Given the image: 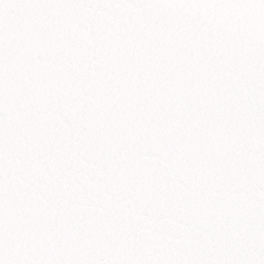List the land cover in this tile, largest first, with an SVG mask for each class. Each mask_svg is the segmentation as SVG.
<instances>
[{
    "label": "snow or ice",
    "instance_id": "1",
    "mask_svg": "<svg viewBox=\"0 0 264 264\" xmlns=\"http://www.w3.org/2000/svg\"><path fill=\"white\" fill-rule=\"evenodd\" d=\"M0 264H264V0H0Z\"/></svg>",
    "mask_w": 264,
    "mask_h": 264
}]
</instances>
